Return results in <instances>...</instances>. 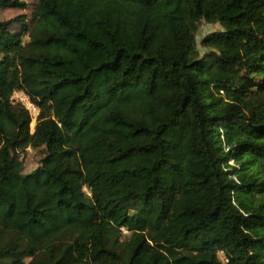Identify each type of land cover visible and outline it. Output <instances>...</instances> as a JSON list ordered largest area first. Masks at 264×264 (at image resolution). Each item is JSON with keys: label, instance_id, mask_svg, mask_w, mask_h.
I'll return each mask as SVG.
<instances>
[{"label": "trees", "instance_id": "1", "mask_svg": "<svg viewBox=\"0 0 264 264\" xmlns=\"http://www.w3.org/2000/svg\"><path fill=\"white\" fill-rule=\"evenodd\" d=\"M202 19L221 30L198 57ZM0 264H264V0H37L30 25L0 20Z\"/></svg>", "mask_w": 264, "mask_h": 264}, {"label": "rangeland", "instance_id": "2", "mask_svg": "<svg viewBox=\"0 0 264 264\" xmlns=\"http://www.w3.org/2000/svg\"><path fill=\"white\" fill-rule=\"evenodd\" d=\"M25 2V8H11V9H0V20H8L14 18L16 16H23L26 20L27 26L30 25L32 16L35 11V7L37 4V0H22ZM15 31H20L21 26L15 25ZM221 30V26L218 23H208L205 20H201L198 23V28L195 35L196 40V51L198 53V57L204 56L208 51L209 48H205L201 45V39L208 33ZM28 40L26 34L24 35V42ZM38 116V115H37ZM44 154V149H28L25 154H23V172L28 173L36 168ZM123 234L127 235L126 230H123ZM220 257L221 254H219Z\"/></svg>", "mask_w": 264, "mask_h": 264}, {"label": "built area", "instance_id": "3", "mask_svg": "<svg viewBox=\"0 0 264 264\" xmlns=\"http://www.w3.org/2000/svg\"><path fill=\"white\" fill-rule=\"evenodd\" d=\"M11 100L15 103L22 105L30 114L31 122L30 127L33 130L36 123L37 115L39 109L37 106L30 100L29 96L22 90H15L11 95Z\"/></svg>", "mask_w": 264, "mask_h": 264}]
</instances>
